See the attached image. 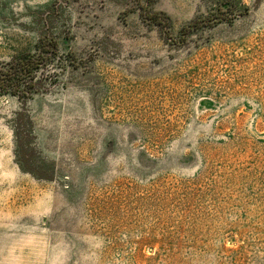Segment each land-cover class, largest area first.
I'll return each mask as SVG.
<instances>
[{"label": "rangeland", "instance_id": "374dc122", "mask_svg": "<svg viewBox=\"0 0 264 264\" xmlns=\"http://www.w3.org/2000/svg\"><path fill=\"white\" fill-rule=\"evenodd\" d=\"M230 9L244 15L168 42ZM0 264H264V0H0Z\"/></svg>", "mask_w": 264, "mask_h": 264}, {"label": "trees", "instance_id": "16d2710c", "mask_svg": "<svg viewBox=\"0 0 264 264\" xmlns=\"http://www.w3.org/2000/svg\"><path fill=\"white\" fill-rule=\"evenodd\" d=\"M210 16L196 19L180 30V39L171 32V20L162 12H153L149 8L142 9V15L154 26L159 27L168 42H184L194 31L202 27H214L223 21H233L237 16L244 15L248 8L243 10L230 9ZM59 40L55 38H41L34 53L22 54L14 57L7 63L0 64V95L11 94L17 96L26 106L27 102L36 94L47 91L55 86L57 74L47 75L50 64L59 59Z\"/></svg>", "mask_w": 264, "mask_h": 264}]
</instances>
